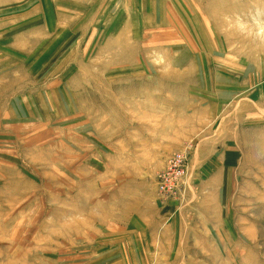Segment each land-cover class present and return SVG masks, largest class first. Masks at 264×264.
<instances>
[{
    "label": "rangeland",
    "instance_id": "1",
    "mask_svg": "<svg viewBox=\"0 0 264 264\" xmlns=\"http://www.w3.org/2000/svg\"><path fill=\"white\" fill-rule=\"evenodd\" d=\"M0 264H264V0H0Z\"/></svg>",
    "mask_w": 264,
    "mask_h": 264
},
{
    "label": "built area",
    "instance_id": "2",
    "mask_svg": "<svg viewBox=\"0 0 264 264\" xmlns=\"http://www.w3.org/2000/svg\"><path fill=\"white\" fill-rule=\"evenodd\" d=\"M187 161L182 154L174 153L167 161L165 169L160 172L158 181V195L166 200L170 196L182 197L186 191ZM183 190V191H182Z\"/></svg>",
    "mask_w": 264,
    "mask_h": 264
},
{
    "label": "bare ground",
    "instance_id": "3",
    "mask_svg": "<svg viewBox=\"0 0 264 264\" xmlns=\"http://www.w3.org/2000/svg\"><path fill=\"white\" fill-rule=\"evenodd\" d=\"M175 153H177V152H175ZM178 153L179 154H182L183 155V157H184V159L187 161V177H188V171H189V167H188V157H187V151L185 152V150H181V151H178ZM174 154V153H173ZM172 154V155H173ZM169 159V158H168ZM168 161V160H167ZM162 172V171H161ZM187 177H186V186H187V182H188V180H187ZM158 183H157V194H158ZM159 196V195H158ZM160 198V197H159Z\"/></svg>",
    "mask_w": 264,
    "mask_h": 264
}]
</instances>
